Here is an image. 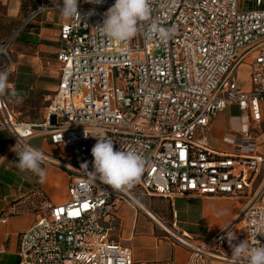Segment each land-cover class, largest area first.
I'll list each match as a JSON object with an SVG mask.
<instances>
[{
	"label": "built area",
	"instance_id": "built-area-1",
	"mask_svg": "<svg viewBox=\"0 0 264 264\" xmlns=\"http://www.w3.org/2000/svg\"><path fill=\"white\" fill-rule=\"evenodd\" d=\"M34 1L22 27L59 11V0ZM114 3L79 0L82 19L61 23L59 83L42 123L21 120L0 94V130L14 145L35 149L30 140L44 131L62 154L38 149L42 164L69 174L68 200L48 204L20 233V264H135L132 249L106 226L123 202L184 245L188 264H247L246 254L232 257L227 237L249 248L264 245L258 233L264 232V155L250 127L264 121V0H150L149 18L126 43L98 28ZM161 29L174 31L164 40ZM20 30L0 40V71L8 77L15 72L10 52ZM241 65L249 67L248 89L237 79ZM230 105L241 111V128L223 137L231 149H212L198 133ZM101 134L114 150L144 159L145 170L132 187L113 190L94 173L91 149L97 138L91 135ZM185 195L243 198L244 204L215 233L195 238L153 216L141 200Z\"/></svg>",
	"mask_w": 264,
	"mask_h": 264
},
{
	"label": "crops",
	"instance_id": "crops-1",
	"mask_svg": "<svg viewBox=\"0 0 264 264\" xmlns=\"http://www.w3.org/2000/svg\"><path fill=\"white\" fill-rule=\"evenodd\" d=\"M29 2L34 5L32 8L30 4L29 9L34 10L36 2ZM58 13L60 11L38 15L20 28V31L25 27L26 30L16 43L11 44L15 72L8 77L4 94L18 116L34 115L33 119L23 121L42 123L49 105L46 102L51 97L50 93H54L58 87L60 66L56 55L60 44V25L65 21L59 18ZM241 87L248 89L249 86ZM220 117L221 114H218L207 130L198 133V137L206 138L212 149L229 150L231 147L223 141V137L228 133H236L241 127H220ZM263 124L264 121L259 126ZM250 125L252 134L258 140V151L264 155L259 139L261 134L264 135V129L261 128L260 134L255 135L253 128L258 125L254 122ZM2 132L7 138L0 136V264H20V233L36 222L39 212L48 204L68 200L69 174L56 165L41 164L46 171V179L40 183L34 174L20 172L13 163L18 160L12 151L15 145L8 132L0 130ZM43 133L38 131V135L30 140L31 145L53 156L61 155V148L53 145L48 135H41ZM214 137L220 142L219 146L212 144ZM141 200L168 224L174 223L179 231L195 238L215 233L235 219L244 204L243 198L196 195L173 199L141 196ZM106 226L112 238L132 249L135 264H188L189 250L171 241L144 212L129 203L119 204L112 217L106 221Z\"/></svg>",
	"mask_w": 264,
	"mask_h": 264
},
{
	"label": "clouds",
	"instance_id": "clouds-1",
	"mask_svg": "<svg viewBox=\"0 0 264 264\" xmlns=\"http://www.w3.org/2000/svg\"><path fill=\"white\" fill-rule=\"evenodd\" d=\"M90 4H102L103 0H85ZM79 0H59L57 7L64 20L81 18L78 11ZM94 10L86 15L90 16ZM150 16V0H115V3L104 13L102 25L99 30L107 37L126 43L137 35L138 27L142 21ZM174 30L161 29L159 34L162 39L171 37ZM8 72L0 71V94L5 93L8 86ZM97 138L96 144L91 149L94 158V173L100 180L109 185L113 190H125L139 182L145 170V161L134 151L114 150L112 140L101 135H91ZM18 157L13 162L20 172L34 174L40 183L46 179V171L41 167L44 161L43 153L35 148L22 147L16 143L12 148ZM87 167V164L82 165ZM264 234V232H258ZM257 235V233H256ZM232 249V257L239 258L242 254L247 256V264H264V245L249 248L245 241L233 244L234 237L228 235Z\"/></svg>",
	"mask_w": 264,
	"mask_h": 264
},
{
	"label": "rangeland",
	"instance_id": "rangeland-1",
	"mask_svg": "<svg viewBox=\"0 0 264 264\" xmlns=\"http://www.w3.org/2000/svg\"><path fill=\"white\" fill-rule=\"evenodd\" d=\"M30 4L31 3L29 2V0H0V39L6 40L11 35H13L14 32L20 30V28L23 25V19L29 16L33 11L32 9H29ZM30 6L34 8V5L31 4ZM58 16L59 18L61 17L60 14ZM25 30L26 27L19 32V35L16 36L13 43H16V41H18L19 36ZM10 56L13 59L11 52H10ZM236 75L239 84L243 87H246L249 81V67H247L246 65H241L238 68ZM50 94L51 97L49 98V101L46 102L47 104L50 102V99L53 97L54 93L51 92ZM220 114H221V117L219 119L220 127H229V126H232L234 128L241 127V111L237 106L228 107L224 112ZM19 118L22 120L29 118L33 119L34 115H31L29 117L20 114ZM261 128L264 129V124L262 126H257L256 128L255 127L253 128V132L255 133V135L262 130ZM0 136H2L3 138H7L5 132L0 133ZM259 139L261 142L262 151L264 152V135L261 134ZM212 144L215 146H219L220 142L216 137H214L212 139Z\"/></svg>",
	"mask_w": 264,
	"mask_h": 264
},
{
	"label": "bare ground",
	"instance_id": "bare-ground-1",
	"mask_svg": "<svg viewBox=\"0 0 264 264\" xmlns=\"http://www.w3.org/2000/svg\"><path fill=\"white\" fill-rule=\"evenodd\" d=\"M141 205H142V203H141ZM144 206V205H143ZM153 216H155V214L153 213V212H151V211H149Z\"/></svg>",
	"mask_w": 264,
	"mask_h": 264
}]
</instances>
